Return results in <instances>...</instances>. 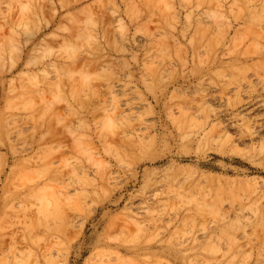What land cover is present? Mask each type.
Listing matches in <instances>:
<instances>
[{
	"label": "rangeland",
	"instance_id": "rangeland-1",
	"mask_svg": "<svg viewBox=\"0 0 264 264\" xmlns=\"http://www.w3.org/2000/svg\"><path fill=\"white\" fill-rule=\"evenodd\" d=\"M26 1L0 0V264H264V0Z\"/></svg>",
	"mask_w": 264,
	"mask_h": 264
},
{
	"label": "bare ground",
	"instance_id": "bare-ground-1",
	"mask_svg": "<svg viewBox=\"0 0 264 264\" xmlns=\"http://www.w3.org/2000/svg\"><path fill=\"white\" fill-rule=\"evenodd\" d=\"M29 1H30V0H27L26 2H29ZM39 1H41V0H39ZM61 1H62V0H60V2H61ZM65 1H66V0H65ZM68 1H69V0H68ZM101 1H102V2H105L106 0H101ZM107 1H108V0H107ZM109 1H111V0H109ZM102 2H101V3H102ZM112 2H113V1H112ZM262 2H263V1H262ZM29 3H30V2H29ZM37 3H39L38 0H37ZM61 3H62V2H61ZM64 3H66V2H63V5H64ZM113 3H114V2H113ZM256 3H257V2H256ZM24 4H25V3H24ZM262 4H263V3H262ZM26 5L28 6L29 4L27 3ZM26 5H24V6H26ZM30 5L32 6L33 4H30ZM30 5L28 6L29 9L25 7V8H26L25 11L28 9L26 13H25V11H24V9H23V11H24V13H25L26 15L28 14L29 10H31V9H30V7H31ZM112 5H113V4H112ZM39 6H40V4H39ZM21 7H22V6H21ZM40 7H41V6H40ZM110 7H112V6H110ZM114 7H115V6H114ZM132 7H134V6H132ZM132 7L130 6L131 9H133ZM255 7H256V6H255ZM262 7H263V5H262ZM31 8H33L32 10H33L34 13L37 11L34 7H31ZM130 8H127V9H130ZM81 9H83V8H81ZM35 10H36V11H35ZM84 10H85V9H84ZM84 10H83L82 12H83V13H84V12L87 13V14H85V15L87 16L88 13L90 12V11H89L90 9H89V10L87 9L88 12H86L87 10H86V11H84ZM256 10H257V9H256ZM132 11H133V10H132ZM132 11H131V12H132ZM30 12H31V11H30ZM33 12H31V15H32ZM78 12H81V11H78ZM78 12H77V13H78ZM131 12H130V13H131ZM251 12H253V11H251ZM254 12H255V10H254ZM19 13H20V12H19ZM21 13H22L21 15H25L23 12H21ZM34 13H33V16H34ZM37 13H38V12H37ZM91 13H92V12H91ZM132 14H133V13H132ZM250 14H251V15H250V17H251V16H252V13H250ZM253 14H254V13H253ZM19 15H20V14H19ZM26 15H25V17H24L25 20H26V22H27V21H30V19L32 18V16L29 15L30 18H28V15H27V16H26ZM92 15H93V14H92ZM130 15H131V14H130ZM257 15H258V14H257ZM35 16H37V15H35ZM35 16H34L33 19H36ZM75 16L77 17V15H75ZM89 16H91V14H90ZM98 16H99V15H98ZM254 16L256 17V15H253L252 17L255 18ZM22 17H23V16H22ZM22 17H21V16H20V17L18 16V19L20 18L19 21H21V19H24V18H22ZM26 17H27L28 19H26ZM91 17H92V16H91ZM91 17H89V19H90ZM93 17H94V15H93ZM93 17H92V18H93ZM96 17H97V16H96ZM259 17H261V16L259 15ZM92 18H91V20H92L91 22H92V24H93V23L95 24L94 21H95L97 18H96L95 20H93L95 17H94L93 19H92ZM85 19H88V17H86ZM164 19H166V17H165ZM25 20H24V21H25ZM100 20H101V19H100ZM253 20H254V19H253ZM22 21H23V20H22ZM37 21H38V20H37ZM101 21H102V20H101ZM119 21H120V20H119ZM172 21H173V20H172ZM98 22H99V21H98ZM198 22H199V21H198ZM82 23L85 24L83 21H82ZM101 23H102V22H101ZM101 23H100L99 25H101ZM224 23H225V22H224ZM227 23H228V22H227ZM251 23H252V22H251ZM253 23H254V22H253ZM80 24H81V23H80ZM86 24H87V25H86ZM86 24H85V28H83L84 26L82 25L83 27H81V28H83V30H82L80 27H78V29L80 28V31H81V32L84 31V29H85V30L88 29V31H89V30H90V29H89V26H90L91 24H90V25H89L88 23H86ZM121 24H122V23H120L119 26H120ZM200 24H201V23H200ZM217 24H218V23H217ZM257 24H259V23H257ZM201 25H202V24H201ZM226 25H227V24H226ZM251 25H253V24H251ZM259 25H260V24H259ZM261 25H262V24H261ZM80 26H81V25H80ZM93 26L95 27L96 25H93ZM101 26H103V23H102ZM105 26H106V25H105ZM105 26H104L105 29H104V28H103V29L106 30V31H108V35H111V33L109 34V32H111V31H110V30H107L108 27L106 26V27H107V28H106ZM173 26H174V25H173ZM202 26H203V25H202ZM204 26H205V25H204ZM254 26H255L256 28H254V27L252 26V27H253L252 29L254 30L253 32H255V29L258 30L259 28H260V29L262 28V26H261V27H258V28H257V25H254ZM209 27H210V26H208V27L206 28L205 31H207ZM218 27H219V26H217V28H218ZM86 28H87V29H86ZM198 28H199V27H198ZM198 28H197L196 30H198ZM219 28H220V27H219ZM100 29H101V27H100ZM201 29H202V28H201ZM220 29H221V28H220ZM220 29H219V30H220ZM91 30H92V28H91ZM196 30H195V31H196ZM219 30H217V31H219ZM257 30H256V31H257ZM202 31H203V30H201V36L204 35V34H202V33H203ZM220 31H221V30H220ZM12 32H13V31H12ZM86 32H87V31L84 32V37H85ZM102 32H103V31H102ZM104 32H105V31H104ZM196 32H197V31H196ZM199 32H200V29H199ZM258 32L261 33V32H263V31H261V30L259 31V30H258L257 33H258ZM13 33H14V32H13ZM91 33H92V31H91ZM263 33H264V32H263ZM81 34L83 35V33H81ZM81 34H79V36H80ZM82 35H81V38H82ZM194 35H195V34H194ZM194 35H193V36H194ZM258 35H260V34L258 33ZM86 36H87V35H86ZM255 36H257V35L255 34ZM259 37H260V36H259ZM259 37L257 36V38H259ZM86 38H87V37H86ZM86 38H85V39H86ZM89 38H90V35L88 36V39H89ZM91 38H92V37H91ZM196 38H197V37H196ZM261 38H262V37H261ZM261 38H259V39H261ZM11 39H12V38H11ZM83 39H84V38H83ZM93 39H94V38H93ZM96 39H97V38H96ZM193 39H194V37H193ZM197 39H198V38H197ZM263 39H264V34H263ZM6 40L8 41V39H6ZM110 40H111V37H110ZM188 40H190V38H188ZM88 41H90V40H88ZM108 41H109V39H108V37H107V41H106V42L108 43ZM83 42L85 43V41H83ZM83 42H81V43H83ZM90 42H91V41H90ZM92 42H94V41H92ZM92 42H91V43H92ZM193 42H194V40H193ZM87 43H89V42H87ZM87 43H85V44L87 45ZM91 43L89 44V46L91 45ZM96 43H98V41H97ZM96 43H95V44H96ZM194 43H195V42H194ZM85 44H84V45H85ZM98 44H99V45H97V47L100 46V43H98ZM158 44H159V42L157 41V45H158ZM195 44H196V43H195ZM201 44H202V46H203V43H201ZM72 45H73V44H72ZM75 45H76V44H74L73 46H75ZM155 45H156V44H155ZM155 45H153V46H155ZM196 46H197V45H196ZM198 46H199V45H198ZM205 46H206V45H205ZM93 47H96V46H92L91 49H93ZM192 47H193V46H192ZM203 47H204V46H203ZM153 48H154V47H153ZM153 48H151V49H153ZM255 49H256V48H255ZM62 50H63V49H62ZM67 50H68V49H67ZM95 50H96V48H95ZM47 51H48V50H47ZM50 51H51V49H50ZM93 51H94V49H93ZM155 51H156V50H155ZM176 51H177V50H176ZM262 51H263V50H262ZM195 52H196V51H195ZM227 52H228V51H227ZM88 53H89V52H88ZM88 53H86V55H88ZM167 53H168V52H167ZM167 53H166V54H167ZM177 53H178L179 56L181 55V54H180V53H181V52H180V49H178V52H177ZM229 53H230V52H229ZM64 54H65V53H64ZM89 54H90V53H89ZM164 54H165V53H164ZM174 54H176V52H174ZM199 54H200V53H199ZM222 54H223V53H222ZM62 55H63V54H62ZM84 55H85V54H84ZM84 55H83V56H84ZM176 55H177V54H176ZM178 55H177V56H178ZM239 55H240V54H239ZM66 56H67V55H66ZM83 56H82L81 58H83ZM179 56H178V57H179ZM181 56H182V55H181ZM181 56H180V57H181ZM197 56H198V55H197ZM263 56H264V55H263ZM263 56H262V57H263ZM63 57H64V56H63ZM71 57H73V55H71ZM76 57H77V55H76ZM76 57H75V55H74L73 58L75 59ZM182 57H183V56H182ZM207 57H208V56H207ZM209 57H210V56H209ZM209 57H208V58H209ZM241 57H242V56H241ZM243 57H244V56H243ZM68 58H69V57H68ZM73 58H72V59H73ZM77 58H78V57H77ZM72 59H70V60H72ZM74 59H73V60H74ZM84 59H85V56H84V58L82 59L83 61H81V59H80V62L85 63V62H84ZM181 59H182V58H181ZM181 59H180V60H181ZM232 59H233V58H232ZM258 59H260V58H258ZM86 60H87V61H86ZM204 60H205V59H204ZM261 60H262V59H261ZM76 61H77V59H76ZM85 61L88 62V59H85ZM89 61H93V63H94V60H89ZM98 61H99V59L97 60V62H98ZM182 61H183V60H182ZM182 61H181V62H182ZM200 61H201V60H200ZM257 61H259V60H256L255 62L257 63ZM97 62H95V63H97ZM198 62H199V60H198ZM243 62H244V61H243ZM260 62H261V61H260ZM260 62H259V63H260ZM74 63H75V60H74L73 62H71V64H73V65H74ZM76 63H77V62H76ZM76 63H75V64H76ZM93 63L91 62V65H93ZM245 63H246V62H245ZM253 63H254V61H253ZM262 63H263V61H262L260 64H262ZM88 64H89V66H90L91 68H93V66L90 65V62H89V63H86V66H87ZM240 64H243V63L241 62ZM246 64H247V63H246ZM254 64H255V63H254ZM64 65H65V64H63V67H64ZM66 65H67V64H66ZM81 65H83V64H80V66H81ZM244 65H245V64H244ZM247 65H249V63H248ZM78 66H79V65H78ZM78 66H77V67H78ZM86 66L83 65V67H86ZM230 66H231V65H230ZM237 66H238V65H237ZM258 66H259V65H258ZM58 67H59V66H58ZM67 67H68V66H67ZM81 67H82V66H81ZM90 67H87V68L89 69ZM235 67H236V66H235ZM239 67H240V66H239ZM78 68L81 69L80 67H78ZM240 68H242V66H241ZM246 68H250V66H249V67H246ZM246 68H245V70H246ZM53 69L56 70V67H53ZM60 69H61V68H60ZM64 69H66V68H64ZM67 69H69V67H68ZM84 69H85V68H84ZM234 69H235V68H234ZM236 69H237V67H236ZM239 70H240V69H239ZM239 70H238V71H239ZM241 70H242V71H241ZM241 70H240V71L243 73V70H244V69H241ZM42 71H44V69H42ZM63 71H64V70H63ZM66 71H67V70H66ZM57 72H60V71L58 70ZM68 72H69V71H68ZM44 73H45V75H46V71L43 72V73H40V74H43L42 76L45 77ZM244 73H245V72H244ZM32 74H33V73H32ZM83 74H84V73H83ZM87 74H88V73H87ZM88 76H89V75H88ZM242 76H243V74H242ZM242 76H240V77H242ZM242 78H244V77H242ZM35 79H36V78H35ZM35 79H34V80H35ZM84 80H85V79H84ZM36 81H37V80H36ZM59 81L61 82V80H59ZM59 81H58V82H59ZM60 82H59V83H60ZM238 82H239V81H238ZM61 84H62V83H61ZM58 85H60V84H57V86H56V85H55V86L58 87ZM62 85H63V84H62ZM86 85H87V84H86ZM59 89H60V88H59ZM60 90H61V89H60ZM58 93H59V91H58ZM58 93H57V94H58ZM239 98H240V97H239ZM85 99H86V98H85ZM85 99H84V100H85ZM256 102H257V101H256ZM112 103H113V101H112ZM115 104H117V103H115ZM110 105H111V103H110ZM111 107H112V106H111ZM116 107H117V106H116ZM106 109L109 110V108H106ZM110 109H112V108H110ZM245 114H246V113H245ZM244 118H245V117H244ZM245 119H246V118H245ZM220 120L222 121V119H220ZM225 121H226V120H225ZM216 124H218V123L216 122ZM218 125H219V124H218ZM225 125H226V124H225ZM247 125H248V124H247ZM248 127H249V126H248ZM255 127H256V126H255ZM245 129H246V128H245ZM245 129H244V130H245ZM245 135H246V134H245ZM252 135H253V134H252ZM93 158H94V157H93ZM94 159H95V158H94ZM61 191H62V190H61ZM153 218H154V217H153ZM158 222H159V221H158ZM141 224H142V223H141ZM141 224H140V225H141ZM143 224H144V223H143ZM202 227H203V226H202ZM204 228H205V225H204ZM216 237H217V236H216ZM214 249H215V248H214ZM225 254H226V253H225ZM223 255H224V254H223ZM261 262H262V261H261ZM205 263H206V262H205ZM169 264H170V263H169Z\"/></svg>",
	"mask_w": 264,
	"mask_h": 264
}]
</instances>
